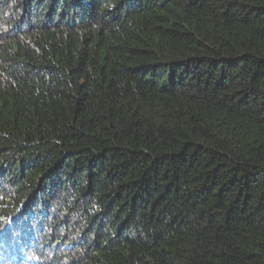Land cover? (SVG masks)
Masks as SVG:
<instances>
[{
	"label": "trees",
	"instance_id": "16d2710c",
	"mask_svg": "<svg viewBox=\"0 0 264 264\" xmlns=\"http://www.w3.org/2000/svg\"><path fill=\"white\" fill-rule=\"evenodd\" d=\"M0 264H264V0H0Z\"/></svg>",
	"mask_w": 264,
	"mask_h": 264
}]
</instances>
